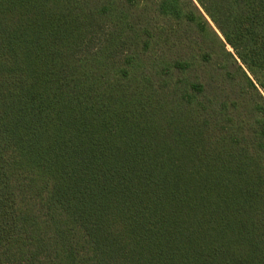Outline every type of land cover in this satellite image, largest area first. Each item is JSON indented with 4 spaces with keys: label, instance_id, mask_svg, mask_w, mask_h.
Listing matches in <instances>:
<instances>
[{
    "label": "trees",
    "instance_id": "16d2710c",
    "mask_svg": "<svg viewBox=\"0 0 264 264\" xmlns=\"http://www.w3.org/2000/svg\"><path fill=\"white\" fill-rule=\"evenodd\" d=\"M0 264H264V0H0Z\"/></svg>",
    "mask_w": 264,
    "mask_h": 264
}]
</instances>
